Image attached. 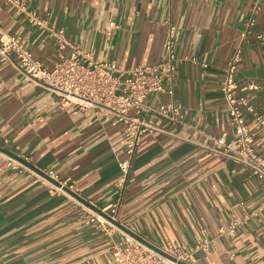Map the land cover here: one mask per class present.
Segmentation results:
<instances>
[{
  "label": "crops",
  "instance_id": "0c3cea01",
  "mask_svg": "<svg viewBox=\"0 0 264 264\" xmlns=\"http://www.w3.org/2000/svg\"><path fill=\"white\" fill-rule=\"evenodd\" d=\"M20 1L50 27L64 30L73 46L124 69L162 63L166 22L177 26L173 95H154L146 103L182 105L180 122L154 118L161 131L141 137L120 223L148 240L161 232L193 253L194 264H264V183L214 151V139L235 141L220 84L252 16L256 23L236 81L239 95L264 116V0ZM110 22L118 29L108 36ZM0 29L55 68L54 38L1 0ZM250 82L262 90L250 92ZM247 120L264 156V128L249 114ZM126 145L124 125L113 117L62 107L55 95L0 58L1 150L75 183L79 198L104 214L117 196L114 184ZM89 220L73 201L52 195L46 182L0 161V264H113L108 234ZM235 220L241 223L236 235H221Z\"/></svg>",
  "mask_w": 264,
  "mask_h": 264
},
{
  "label": "built area",
  "instance_id": "2783aa9c",
  "mask_svg": "<svg viewBox=\"0 0 264 264\" xmlns=\"http://www.w3.org/2000/svg\"><path fill=\"white\" fill-rule=\"evenodd\" d=\"M1 1L24 14L31 26L46 30L49 36L54 38L59 49V61L55 68H47L22 46L17 36L1 29L0 58L14 63L20 74L55 95L62 107L74 106L98 119L113 117L115 123L124 125L127 145L126 156L118 163L119 176L114 184L117 196L110 211L104 214L92 210L80 201L76 184L69 180L61 182L55 172L36 170L27 159L16 158L1 149L0 161H5L7 167L14 171L31 174L38 180L46 182L52 195L73 201L89 215V221L97 223L98 227L109 236L108 252L113 258V264H194L193 253L182 251L161 232L154 240H148L131 228L121 225L119 218L141 137L161 131L154 118L171 123L180 122L182 105L174 101H161L157 107H152L146 103L148 98L154 95H173V83L179 62L175 48L177 26L170 21L166 22L167 39L165 59L162 63L124 69L115 61L98 60L91 53L83 52L73 46L67 41L64 30L50 27L46 20L29 10L20 0ZM255 23L256 19L252 16L224 70L220 84L224 100L228 105L229 122L234 130L235 141L229 143L224 137L214 139L216 143L214 151L247 167L254 177L264 183V156L257 152L247 115H251L253 123L262 128H264V116L257 112L246 98L239 95L236 81L245 40ZM116 29L118 26L110 22L107 35L111 36ZM68 49L69 55L65 53ZM247 90L261 91L262 86L250 82L247 84ZM240 225L241 223L235 220L229 227L222 228L220 234L235 236Z\"/></svg>",
  "mask_w": 264,
  "mask_h": 264
},
{
  "label": "water",
  "instance_id": "95a60500",
  "mask_svg": "<svg viewBox=\"0 0 264 264\" xmlns=\"http://www.w3.org/2000/svg\"><path fill=\"white\" fill-rule=\"evenodd\" d=\"M80 201H82V202H84L85 204H87L84 200H82V199H80V198H78ZM87 205H89V204H87Z\"/></svg>",
  "mask_w": 264,
  "mask_h": 264
}]
</instances>
